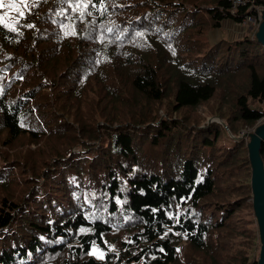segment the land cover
Returning <instances> with one entry per match:
<instances>
[{"label":"trees","instance_id":"trees-1","mask_svg":"<svg viewBox=\"0 0 264 264\" xmlns=\"http://www.w3.org/2000/svg\"><path fill=\"white\" fill-rule=\"evenodd\" d=\"M3 3L0 264H257L264 0Z\"/></svg>","mask_w":264,"mask_h":264},{"label":"water","instance_id":"water-1","mask_svg":"<svg viewBox=\"0 0 264 264\" xmlns=\"http://www.w3.org/2000/svg\"><path fill=\"white\" fill-rule=\"evenodd\" d=\"M262 13L263 20L259 25L256 36L264 44V9ZM247 136L249 137L248 148L252 166L251 185L253 205L260 237V251L257 264H264V160L260 150L262 142L264 141V120L260 121L253 131L247 133Z\"/></svg>","mask_w":264,"mask_h":264},{"label":"rangeland","instance_id":"rangeland-1","mask_svg":"<svg viewBox=\"0 0 264 264\" xmlns=\"http://www.w3.org/2000/svg\"><path fill=\"white\" fill-rule=\"evenodd\" d=\"M246 33H253L252 29L249 27L241 28V25H238L236 22L232 20H225L223 22V25L216 30V37H227V38H234L242 36ZM258 108H261L264 110V103H261L257 106ZM217 119L216 117H210L208 120ZM98 255H100V251H96ZM259 256V254H258Z\"/></svg>","mask_w":264,"mask_h":264},{"label":"built area","instance_id":"built-area-1","mask_svg":"<svg viewBox=\"0 0 264 264\" xmlns=\"http://www.w3.org/2000/svg\"><path fill=\"white\" fill-rule=\"evenodd\" d=\"M247 0H233V7L240 5V4H246ZM251 12L248 13V15L245 17L243 23L239 24L241 25V28L249 27L252 29L253 33L255 34L259 28L260 23L263 20V9L264 7L262 5H256L252 3L250 5ZM253 34V35H254Z\"/></svg>","mask_w":264,"mask_h":264},{"label":"snow or ice","instance_id":"snow-or-ice-1","mask_svg":"<svg viewBox=\"0 0 264 264\" xmlns=\"http://www.w3.org/2000/svg\"><path fill=\"white\" fill-rule=\"evenodd\" d=\"M23 6L26 7L27 5L24 4ZM4 7H9V8L17 9V12H18V16H19V17H24V15H25L23 11H20V10H19V9H20V6H19V5L15 4V3L5 5V4L3 3V0H0V8H4ZM77 7H80V5H77ZM83 7H84V8H87L88 5H87V4H84ZM93 7H95V5H93ZM102 7H103V6H102ZM82 17H83V13L81 12V18H82ZM0 19H2V18H0ZM29 26L31 27V25H29ZM13 30H15V29H13ZM100 255H101V258H102V257H103V253L101 252Z\"/></svg>","mask_w":264,"mask_h":264}]
</instances>
